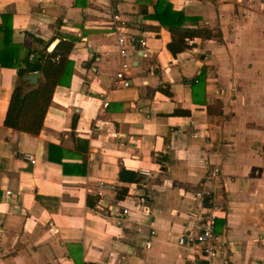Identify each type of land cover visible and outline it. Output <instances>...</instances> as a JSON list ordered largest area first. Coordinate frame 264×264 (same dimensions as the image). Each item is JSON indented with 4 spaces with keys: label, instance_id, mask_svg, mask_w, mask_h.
Here are the masks:
<instances>
[{
    "label": "crops",
    "instance_id": "obj_1",
    "mask_svg": "<svg viewBox=\"0 0 264 264\" xmlns=\"http://www.w3.org/2000/svg\"><path fill=\"white\" fill-rule=\"evenodd\" d=\"M155 1L0 0L14 43L76 37L38 133L4 124L17 72L0 64V264H264V0H169L193 34L175 55ZM110 6L136 39L127 86L112 83ZM202 68L206 102L183 80ZM122 167L139 180H120ZM202 182L224 243L212 256L178 242L211 207Z\"/></svg>",
    "mask_w": 264,
    "mask_h": 264
},
{
    "label": "trees",
    "instance_id": "obj_2",
    "mask_svg": "<svg viewBox=\"0 0 264 264\" xmlns=\"http://www.w3.org/2000/svg\"><path fill=\"white\" fill-rule=\"evenodd\" d=\"M154 6L155 11L150 16L168 28L170 39L167 41V48L170 52L175 55L189 47L190 43L187 41V37H191L193 34L180 28L189 16L184 15L181 10L173 9L169 0H156ZM1 17L0 64L15 67L17 72L16 82L10 94L3 122L5 125L18 130L38 133L55 86L69 83L74 70L73 60L69 57V53L76 37L71 34L56 35L59 40L50 50H47V47L51 40L45 41L35 36H33V39L37 41V46H24L11 40L12 14L4 12ZM33 54L36 55L34 59H32ZM33 71H39L42 79L33 84L28 80H23L24 75ZM204 79L205 70L203 68L192 78H183L192 88L194 101L202 100L206 102V99L198 98L203 89ZM157 87L172 96L168 85L159 84ZM218 103L219 100L215 99L214 106ZM207 108L209 111V103H207ZM189 112V109L182 107H176L173 110V114H188ZM156 159L160 160L161 158L156 156ZM118 176L122 181H137L140 178L138 172L124 167L120 168ZM126 192L127 186L121 185L116 189V197L122 198ZM86 201L88 205L94 207L89 194Z\"/></svg>",
    "mask_w": 264,
    "mask_h": 264
},
{
    "label": "built area",
    "instance_id": "obj_3",
    "mask_svg": "<svg viewBox=\"0 0 264 264\" xmlns=\"http://www.w3.org/2000/svg\"><path fill=\"white\" fill-rule=\"evenodd\" d=\"M108 12L111 16V28L116 33V41L117 46L119 48L120 53V62L119 66L116 69L112 83L113 84H121L122 86H127L130 84L129 79V56L131 55V50L128 49L124 43L128 40L129 42L136 41L134 37L127 33L126 28L123 24L120 23V14L117 8L110 6ZM140 40V39H139ZM106 104L107 102L104 101ZM29 157H31L29 155ZM220 169L218 167H214L210 174L207 175L208 178L214 177L218 175ZM202 190L198 191L197 194L201 198L207 197L211 207L204 214H202L196 223L195 226L187 228L178 236V242L180 244H195L199 247L200 252L207 254L209 256L220 254L223 251V241L219 238L216 233V213L217 204L213 201V199L209 196V189H206L205 184L201 183ZM209 196V197H208ZM140 202L142 204V208L145 207L144 196L140 197ZM146 208V207H145ZM122 213L127 211V207L123 206L121 209ZM153 232V230H152ZM149 240L146 241V246L149 245Z\"/></svg>",
    "mask_w": 264,
    "mask_h": 264
},
{
    "label": "water",
    "instance_id": "obj_4",
    "mask_svg": "<svg viewBox=\"0 0 264 264\" xmlns=\"http://www.w3.org/2000/svg\"><path fill=\"white\" fill-rule=\"evenodd\" d=\"M139 38V37H138ZM36 57L35 54L32 55V59ZM42 79V75L39 71H33L23 76V80H28L31 84L36 83Z\"/></svg>",
    "mask_w": 264,
    "mask_h": 264
}]
</instances>
